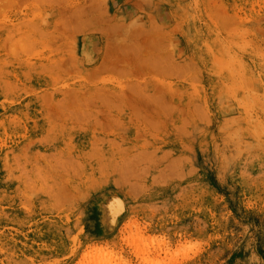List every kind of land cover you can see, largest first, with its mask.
I'll return each instance as SVG.
<instances>
[{
  "label": "rangeland",
  "instance_id": "374dc122",
  "mask_svg": "<svg viewBox=\"0 0 264 264\" xmlns=\"http://www.w3.org/2000/svg\"><path fill=\"white\" fill-rule=\"evenodd\" d=\"M27 1L3 8L0 72L20 68L56 99L0 94V264H264V0ZM19 37L29 50L15 48V62L6 40ZM61 99L62 113L73 104L54 106L60 119L43 129L40 108ZM32 174L61 179L73 200L51 212L9 204L4 186ZM91 248L102 251L84 257Z\"/></svg>",
  "mask_w": 264,
  "mask_h": 264
},
{
  "label": "bare ground",
  "instance_id": "6f19581e",
  "mask_svg": "<svg viewBox=\"0 0 264 264\" xmlns=\"http://www.w3.org/2000/svg\"><path fill=\"white\" fill-rule=\"evenodd\" d=\"M5 3H4V2ZM3 1H1V2H3V8H7V9H18L19 7H20V4H21V0L19 1V0H3ZM34 1V0H33ZM36 1H38V0H36ZM36 1H34L35 2V4H36ZM40 2H42L41 0H39ZM45 1V0H44ZM44 1L42 2V4L44 3ZM26 2H29V1H27L26 0ZM26 2H23V3H26ZM32 1H30L29 3H31ZM39 2V3H40ZM45 2H47L48 3V0H46ZM95 2V1H94ZM55 3V2H54ZM92 3V2H91ZM32 4H34V3H32ZM41 4V3H40ZM45 5H46V3H44ZM0 5H1V3H0ZM37 5V4H36ZM49 5V4H48ZM59 5H60V3H59ZM89 5V4H88ZM25 6V5H24ZM97 6V5H96ZM38 7V6H37ZM52 7V6H51ZM64 7V6H63ZM65 7H66V5H65ZM92 7V6H91ZM2 8V7H1ZM1 9L0 10V12L1 11H3V12H1L0 13V16H1V14H4L5 12H6V10H4V9ZM23 8V7H22ZM99 8V7H98ZM25 9H27L26 8V6H25ZM85 9V8H84ZM92 9V8H91ZM59 10V9H58ZM76 10V9H75ZM80 10L81 11H83L82 10V8H80ZM94 10V9H93ZM5 11V12H4ZM77 11H79V10H77ZM80 11V12H81ZM95 11V10H94ZM93 11V12H94ZM102 11V10H101ZM75 12V11H74ZM96 12V11H95ZM7 13V12H6ZM70 13V12H69ZM21 14V13H20ZM22 14H24V13H22ZM34 14V17H35V13H33ZM37 14V13H36ZM76 15H77V13H75ZM85 14H87V13H85ZM93 14V13H92ZM6 15V14H5ZM38 15V14H37ZM62 15V14H61ZM70 15V14H69ZM68 15V16H69ZM90 16H91V14H89ZM63 16V15H62ZM78 16V15H77ZM82 16H83V14H82ZM3 17H4V15H3ZM73 17V16H72ZM79 17V16H78ZM76 18V17H75ZM88 18H90V17H88ZM96 18H97V16H96ZM100 18V17H99ZM91 19V18H90ZM89 19V20H90ZM31 19H29L28 21H30ZM101 20H103V19H101ZM100 20V21H101ZM6 21V20H5ZM87 21V20H86ZM93 21V20H92ZM99 21V22H100ZM63 22V21H62ZM78 22V21H77ZM77 22H72V23H74V24H77ZM82 22H83V20H82ZM91 21H89V23H90ZM94 22H97V21H94ZM29 23V22H28ZM43 23V22H42ZM79 24H80V22H78ZM93 23V22H92ZM102 23V22H101ZM100 23V24H101ZM6 24V23H5ZM22 24H24V27L26 26L25 24L26 23H22ZM57 24V23H56ZM64 24V23H63ZM74 24H71V25H74ZM82 24V23H81ZM88 24V23H87ZM98 24V23H97ZM9 25H11V24H9ZM58 25V24H57ZM85 25V24H84ZM90 25V24H89ZM99 25V24H98ZM28 26V25H27ZM32 26V25H31ZM31 26H28V27H30L31 28V30H32V28H33V26L31 27ZM36 25H34V28H33V30H36L37 29V26L35 27ZM62 26V25H61ZM66 27L65 29L67 30V28H71L72 26H70V25H68L69 27H67V24L65 25H63L62 26V28L63 27ZM76 26H79L80 27V25H76ZM75 25L73 26V28L74 27H76ZM91 26V25H90ZM95 26V25H94ZM94 26H92V27H94ZM112 27V26H111ZM116 27V26H115ZM20 28V27H19ZM77 29L75 30V32H77V30H79L78 29V27H76ZM114 28V27H113ZM113 28H111V30L113 29ZM54 29V28H53ZM64 29V28H63ZM64 29V30H65ZM75 29V28H74ZM108 29V28H107ZM38 30L40 31V29H37L36 30V32L37 33H39L38 32ZM65 30V31H66ZM105 30V29H104ZM115 30V29H114ZM113 30V31H114ZM68 31H70V29L69 30H67V32ZM73 30H72V28H71V32L70 33H73L72 32ZM101 31V30H100ZM106 31H108V30H106ZM17 33H19V31H16ZM35 32V31H34ZM74 32V33H75ZM111 32V31H110ZM42 33V32H41ZM45 33H42V34H38V36H40V38H42V39H45L44 37L45 36H48V35H44ZM61 34V33H60ZM108 34V33H107ZM29 35H30V33H29ZM41 35H42V37H41ZM68 35V34H67ZM24 36H26V37H24V42H28V38H31V35L27 38V36L28 35H24ZM44 36V37H43ZM49 36H51V34L49 35ZM64 36V35H63ZM59 37V36H58ZM69 37H71V35L69 36ZM55 38V39H54ZM52 37V41H57V39H56V37ZM64 38H66L67 39V37H64ZM152 38V37H151ZM27 39V40H26ZM58 39H60V38H58ZM23 40V36H22V38H21V41ZM150 40V39H149ZM11 41H13V45L11 44V46H13L12 48H11V50L13 49H15V48H17V47H20L19 49V51H21L22 49H28V48H24L26 45H27V42H26V45H25V43L23 44V41L22 42H20V37H19V41H18V38L15 40V39H13V38H10V39H8V40H6V43L8 44V43H10ZM30 41V40H29ZM121 41V40H120ZM22 43V45H25L24 47L20 44V43ZM31 42V41H30ZM2 43H3V39H0V46L2 45ZM5 43V42H4ZM5 43V44H6ZM35 42H33V44H34ZM46 43V42H45ZM45 43H43L44 45H45ZM51 44H53V42H51ZM74 44V43H73ZM118 44V43H117ZM150 44H152V43H150ZM9 45V44H8ZM31 45H32V42H31ZM48 45H50V43H48V44H46V46L48 47ZM56 45V44H55ZM149 45V44H148ZM153 45V44H152ZM28 46H30L29 45V43H28ZM34 46H35V44H34ZM33 46V47H34ZM46 46H43V51H44V47H46ZM150 46V45H149ZM163 46V45H162ZM5 47V46H4ZM31 47V46H30ZM32 47V48H33ZM164 47V46H163ZM107 48V47H106ZM116 48V47H115ZM151 48V47H150ZM47 50H48V48H46ZM57 48H55V50H56ZM10 50V51H11ZM13 50L11 51L12 52V54H11V52H9V54H11V55H13L14 56V58L16 59L15 60V62H19V60H18V58L19 57H21L18 53H17V50H16V52L14 51L13 52ZM29 50V49H28ZM50 50V49H49ZM53 50V49H52ZM55 50H53V51H55ZM39 51V50H38ZM37 51V52H38ZM59 51V50H58ZM113 51H114V48H113ZM27 52V51H26ZM29 52H31V51H29ZM28 52V53H29ZM42 52V51H41ZM67 52V51H66ZM70 52H72L71 50H69V53ZM111 52H112V50H111ZM16 53V54H15ZM21 53H22V51H21ZM24 54H27V53H25V52H23ZM36 53V52H35ZM106 53V52H105ZM104 53V55H107V54H105ZM116 53V52H115ZM4 54H8V53H4ZM38 54V53H37ZM72 54H73V52H72ZM72 54H70L71 55V57L73 56ZM109 54V53H108ZM117 54V53H116ZM29 55V54H28ZM35 54L33 53V56H34ZM51 55H53V54H51ZM51 55H49V57L51 56ZM69 55V56H70ZM112 55V54H111ZM32 56V55H31ZM32 56V57H33ZM118 56V55H117ZM73 57H75V56H73ZM107 57V56H106ZM31 58V57H30ZM117 58V57H116ZM128 58H130V57H128ZM128 58H126V59H128ZM220 58V57H219ZM60 59V58H59ZM71 59H73V62H72V60ZM69 58V60H71V61H69V63H74L75 62V58ZM123 59V58H122ZM133 59V58H132ZM156 59V58H155ZM168 59V58H167ZM60 60H62V59H60ZM60 60H59V62H60ZM68 60V59H67ZM66 60V62H68ZM125 60V59H124ZM165 60V59H164ZM222 60V59H221ZM77 61V60H76ZM147 61H149V60H147ZM151 61V60H150ZM150 61H149V63H150ZM223 61V60H222ZM222 61H221V63H222ZM54 62V61H53ZM215 62V61H214ZM62 63V62H61ZM71 63V64H72ZM145 63H146V61H145ZM64 64H65V62H64ZM76 64V63H75ZM162 64V63H161ZM57 65V64H56ZM59 65H61V64H59ZM151 65V64H150ZM170 65V64H169ZM190 65V64H189ZM223 65V64H222ZM8 66V65H7ZM63 66V65H62ZM143 66H144V64H143ZM142 66V67H143ZM163 66V65H162ZM219 66V65H218ZM68 67V66H67ZM67 67H65V68H59V69H57V67L55 66V68L54 69H57V71L56 72H59V73H61V72H65V73H68L66 70H67ZM154 67V66H153ZM152 67V68H153ZM43 68H45V67H43ZM52 68H53V66H52ZM102 68V67H101ZM111 68V67H110ZM118 68V67H117ZM120 68V67H119ZM174 68V67H173ZM172 67L170 68V66H169V69H173ZM177 68V67H176ZM180 68V67H179ZM178 68V69H179ZM183 68V67H182ZM181 68V69H182ZM187 68V67H186ZM20 68H14V67H10L9 69H7V71H4V72H0V94H3V95H6V92L7 93H9V92H11V91H15V92H27V91H29L30 90V88H32V91H33V93H32V96H36V99H38L39 101H41V99H44L45 100V102L46 101H52L53 99H56V93L55 94H53V93H39L38 95H37V92L39 91V87H31V86H27V85H25L24 84V82H22V79H21V76H19L20 75V70H19ZM78 69V68H77ZM104 70H107L105 67L103 68ZM102 69V70H103ZM126 69V68H125ZM138 69V68H137ZM147 69V68H146ZM160 69V68H159ZM180 69V70H181ZM184 69V68H183ZM22 70V72H28V73H31V71L32 70H29V69H27V70H24V69H21ZM52 70V69H51ZM69 70V69H68ZM103 70V71H104ZM116 70H118V69H116ZM160 70H162V69H160ZM159 70V71H160ZM175 70V69H174ZM187 70H188V68H187ZM75 71V70H74ZM78 70H76V73H78L77 72ZM107 71H112V72H114V70H112V68H111V70H107ZM132 71V70H131ZM231 71V70H230ZM51 72V71H50ZM71 72V71H70ZM81 72V71H80ZM100 72V71H99ZM112 72H110V73H112ZM120 72V71H119ZM142 72V71H141ZM62 73V74H63ZM105 73V72H104ZM179 73V72H178ZM42 74V73H41ZM80 74V73H79ZM127 75V74H126ZM177 75V74H176ZM75 76V75H74ZM88 76V75H87ZM55 77L56 78H58L57 77V74L55 73ZM76 77V76H75ZM77 77H80V76H77ZM60 79H61V77H59ZM89 78V76L87 77V79ZM52 76L50 75V77H49V82H51L52 80ZM81 79V78H80ZM79 79V80H80ZM82 79L84 80V78L82 77ZM81 79V80H82ZM102 79V78H101ZM53 80H56L55 78H53ZM59 80V79H58ZM93 80V79H92ZM126 80V79H125ZM77 81V80H76ZM86 81H88V80H86ZM53 82H55V81H53ZM52 82V83H53ZM105 81H103V83H104ZM123 82V81H122ZM62 85V84H61ZM120 86V85H119ZM136 86V85H135ZM66 87V86H65ZM121 87V86H120ZM137 87V86H136ZM130 88H132V87H130ZM122 90H124V89H122ZM133 90H134V88H133ZM227 90V89H226ZM37 91V92H36ZM42 91V90H41ZM70 91H73V90H71L70 89ZM97 91V90H96ZM229 91V90H228ZM11 93V96L12 95H14V94H16V93ZM19 92V93H20ZM77 92V91H76ZM129 92V91H128ZM135 92V91H134ZM70 93V94H69ZM69 93H65V95L67 96V94H69V95H71V100H76V99H74V96H75V94H73L72 95V93L71 92H69ZM75 93V92H74ZM97 93L99 94L100 92L99 91H97ZM27 94V93H26ZM96 94V93H95ZM98 94H96V97H98V96H100V94L98 95ZM108 94V93H107ZM98 95V96H97ZM9 96H10V94L8 95V98H9ZM10 96V97H11ZM95 96V95H94ZM93 96V97H94ZM102 96V95H101ZM99 97V99L101 100V101H103V102H105V100L104 99H106V100H109V99H107V98H109V97ZM110 96H112L111 94H110ZM7 97V96H6ZM73 97V98H72ZM80 97H82L83 98V95L82 96H80ZM89 97V96H88ZM91 97H92V95H91ZM113 97V96H112ZM116 97V96H115ZM118 97V96H117ZM69 98V97H68ZM104 98V99H103ZM103 99V100H102ZM10 100H11V98H10ZM63 99H61L60 100V103H56V105H54V103L52 104V105H49L48 104V102H47V105L48 106H46V107H41L40 108V110H39V112L42 114V117L44 118V120L47 122V124L46 125H41V127L43 128V129H51L50 128V124H49V120L51 119V116H54V118L53 119H55L56 118V114L57 113H54V115H52L53 113H52V111H53V107L55 106V107H59L58 109L59 110H56V112L57 111H59V113H61V114H63L64 112H68L66 109H68V107H70L72 104H73V101H72V103H71V105L70 106H68L67 108H66V106H64V108L65 109H63V113H62V111H60V110H62L61 108H62V104H65V102L63 103V101H62ZM83 100V99H82ZM85 100V99H84ZM83 100V101H84ZM90 100L91 99H89V102L87 101L86 102V100L84 101L85 103H91L90 102ZM121 100V99H120ZM12 101H14L13 100V98H12ZM49 101V102H50ZM61 101H62V103H61ZM77 101V100H76ZM75 101V102H76ZM83 101H82V103H81V101H80V103H79V101H78V103H79V106L81 107L82 105H84L83 104ZM93 101H94V99H93ZM97 101H99L98 99H97ZM116 101H117V98H116ZM122 101V100H121ZM121 101H120V103H121ZM42 102V101H41ZM41 102H39V105L41 104ZM95 102H96V99H95ZM102 102V103H103ZM111 102V101H110ZM119 102V101H118ZM11 103V102H10ZM78 103L76 102L74 105H75V107L76 106H78ZM101 103V102H100ZM106 104H108L109 103V101L107 102H105ZM57 104H61L60 106H58ZM93 104V102L90 104V105H92ZM121 104H123V103H121ZM127 104H130V103H127ZM87 105V104H86ZM94 105V104H93ZM92 105V106H93ZM102 105V104H101ZM109 105H110V103H109ZM111 105L112 106H116V107H119L120 105H118V104H114L113 103V101H112V103H111ZM78 106V107H79ZM96 106L97 105H95V106H93V108L95 107V109H98V107L96 108ZM106 106H108V105H106ZM122 106V105H121ZM130 106V105H129ZM132 106V105H131ZM74 107V106H73ZM86 107V109L87 108H89V106L87 105V106H85ZM84 107V108H85ZM172 107H174V106H172ZM82 108V107H81ZM113 108V107H112ZM78 109V108H77ZM95 109H93L94 110V112H95ZM114 109V108H113ZM69 110V109H68ZM72 110V109H71ZM75 111V110H74ZM69 112H71V111H69ZM77 112V111H76ZM96 112H97V110H96ZM73 113V112H72ZM71 113V115H74L75 116V113H73L72 114ZM60 114V115H61ZM70 114H69V116H71ZM80 115H81V113H80ZM91 115V114H90ZM90 115H87V116H90ZM63 116V115H62ZM78 116V115H77ZM84 116H86V115H84ZM73 117V116H72ZM94 117V116H93ZM57 118H59L60 119V116L59 117H57ZM56 118V119H57ZM67 118H68V116H67ZM78 118H81V117H79L78 116ZM64 119V118H63ZM94 119V118H93ZM142 119V118H141ZM145 119H146V117H145ZM76 120H77V118H76ZM147 120V119H146ZM78 121V120H77ZM80 121V120H79ZM81 121H82V119H81ZM147 123H148V121H146ZM76 123V122H75ZM62 125V124H61ZM63 127V125L61 126V128ZM52 130V129H51ZM54 136V134L53 133H49L48 131H47V133H42L41 135H40V138H42V137H47V138H52ZM44 142V141H43ZM41 143V142H40ZM94 146V145H93ZM14 152H16V151H14ZM18 152V151H17ZM13 153V152H12ZM18 154H16V157H18L17 156ZM13 157V156H12ZM11 157V158H12ZM14 157H15V155H14ZM49 157H51V156H49ZM20 159V158H19ZM19 159H18V161H19ZM50 159V158H49ZM48 159V160H49ZM15 160H17V159H15ZM55 160V159H54ZM17 161V163H18V165H19V162ZM61 161V160H60ZM56 162V161H55ZM64 162L66 163V161L64 160ZM67 162L69 163V161L67 160ZM70 162H71V160H70ZM13 163V162H12ZM25 162H23V164H24ZM34 164V162H26L25 164L26 165H28V164ZM79 163V162H78ZM16 164V163H15ZM22 164V163H21ZM22 164V165H23ZM47 164V163H46ZM71 164V163H70ZM17 165V166H18ZM12 166V165H11ZM23 167H24V165H23ZM9 168V167H8ZM18 168H19V166H18ZM26 167H24L23 168V170L25 169ZM63 168V167H62ZM12 169V168H11ZM10 169V170H11ZM16 169V168H15ZM14 169V170H15ZM75 169V168H74ZM73 169V170H74ZM18 171V170H17ZM64 171H66V170H64ZM25 175H27V174H24V176ZM23 176V177H24ZM27 177V176H26ZM15 178H16V176H15ZM19 178H21V177H19ZM28 179V178H27ZM37 179V180H36ZM25 180V179H24ZM58 181H41V179L37 176V175H34V174H32V177H31V180L30 181H28L29 183H27V181L25 182V181H20V183H19V185H17V186H15L13 189L10 187V186H4V188H7V189H9V190H11L10 192H12L13 193V198L10 200V202H9V204L11 203V204H13L14 205V207H21L22 205H21V202H23V203H25V204H28V205H32V206H34L35 208L34 209H37V210H39L40 212H51V211H55L56 209H61V208H63V207H65V205L67 204V202H69L70 200H73L72 198H71V195L69 194V192L67 193V190H66V187H65V184H63L62 183V181H61V179H57ZM19 181V180H18ZM7 183V182H6ZM2 190H3V188L2 187H0V202L1 201H3V202H5V201H7L8 202V199L7 198H5V197H3L2 196ZM30 190V191H29ZM33 191H37V195H33V194H28V193H31V192H33ZM22 192V195L20 196V198H17L18 197V195L20 194ZM27 193V194H26ZM22 196H24V197H22ZM45 196H48L47 198H41V197H45ZM25 199H27V200H25ZM70 203V202H69ZM74 204V203H73ZM68 205H70V204H68ZM33 208V207H32ZM57 210V211H58ZM63 212V211H62ZM133 235V236H132ZM132 235H131V237L127 240V242L132 246V248H133V250H134V252L137 254V255H140V254H138V253H143V251H145V250H143V249H141L140 247H139V242H140V240H139V234L138 233H132ZM134 246H135V248H136V250L134 249ZM102 251V249L101 248H91L90 249V252L89 253H86L85 255H84V257H86L87 255H89V254H91V253H96V254H98V253H100ZM13 252V251H12ZM13 253H15V252H13ZM110 252H108L107 253V255H109L110 256ZM91 259V258H90ZM174 259V258H173ZM170 260V259H169ZM147 262V264H152V262H150V261H146ZM150 262V263H149ZM166 262V261H165ZM168 262V261H167ZM161 263V261L158 263H155V264H173L172 262H170V263ZM114 264V263H112V259H109V262H107V261H104V260H98V261H96L95 259L93 260H88V262L87 263H85V264ZM176 263V262H175Z\"/></svg>",
  "mask_w": 264,
  "mask_h": 264
}]
</instances>
